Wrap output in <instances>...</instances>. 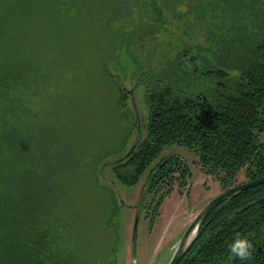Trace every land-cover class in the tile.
<instances>
[{
	"label": "trees",
	"instance_id": "1",
	"mask_svg": "<svg viewBox=\"0 0 264 264\" xmlns=\"http://www.w3.org/2000/svg\"><path fill=\"white\" fill-rule=\"evenodd\" d=\"M193 1L0 0V63L11 66L8 87L16 91L19 86L21 92L34 90L26 87L35 83L36 63L49 62L46 58L38 61L45 56L38 52H59L62 55L51 59L50 66L60 67V78H70L73 71L79 76L84 68H93L108 100V113L103 117L123 113L133 126L135 119L125 111L127 94L109 72L110 65L121 63L120 38L129 31L124 22L144 5L142 20L151 27L165 26L172 32L179 31L176 23H183L185 28H193L192 22L202 26L207 46L187 41H182V46L169 43L175 48V58L166 57L165 66L155 71L143 70L149 102L147 135L109 164L121 184L132 186L157 161L143 189V202L147 195H154L153 203L156 194L167 188L156 202V213L175 182L184 187L191 177L182 158L158 160L168 147L183 146L193 151L202 172L216 179L224 191L235 185L242 171L249 180L264 176V0H199L194 5ZM187 18H193L192 22ZM138 34L131 31L130 41ZM182 34L186 36L188 30ZM108 80L117 89L112 95ZM33 92L35 97H43L37 90ZM2 93L0 175L6 144L10 152L7 175L23 179L22 189L27 191L31 187L24 180L26 176L19 175L16 158L20 153L29 155L31 145L26 144L24 127L25 144H19L14 132L18 131L15 107L23 111L26 103L18 106L14 93ZM58 101L52 99L51 104L59 105ZM51 104L42 99L39 106L49 109ZM7 127L11 134L4 137ZM40 190L39 196L22 200L29 214L22 227L25 229L0 228V264H117L115 199L112 208L82 219L80 206L69 210L61 192L47 187ZM237 233L254 245L250 260L230 258L228 247ZM179 264H264V184L213 210Z\"/></svg>",
	"mask_w": 264,
	"mask_h": 264
},
{
	"label": "rangeland",
	"instance_id": "2",
	"mask_svg": "<svg viewBox=\"0 0 264 264\" xmlns=\"http://www.w3.org/2000/svg\"><path fill=\"white\" fill-rule=\"evenodd\" d=\"M196 1L199 0H194L193 5ZM143 6L135 9L133 15L124 22L129 31L120 38L118 55L121 63L109 66L114 80L127 94L125 111L135 119L134 126L124 118L123 113L109 112L113 117H103V114L108 113V100L102 94L104 89L100 76L93 68H84L79 76L77 71H73L70 78L61 79L60 67L50 66L51 59L62 55L59 52L47 49L43 53L38 52L46 56H41L38 61L46 58L49 62L37 61L39 69L35 83L31 87L25 86L34 90L28 92H21L19 86L16 91L7 86L11 82L7 77L11 66L0 63V90L8 95L14 93L18 106L26 103L23 111L17 107L14 110L18 117V131L14 130L17 141L25 144L22 139L24 127L28 133L26 144H30L32 150L29 155L20 153L16 158L19 175L26 176L24 180L31 187L29 192L22 189L23 179L7 175L10 152L6 144L3 147V173L0 175V228L3 230L25 229L22 227L29 214L22 200L39 196L41 187L61 192L69 210L79 205L82 219L95 217L96 212L99 213L105 207L112 208L115 199L113 224L117 227V264H167L174 246L197 213L209 200L224 192L216 179L202 172L195 153L183 146L168 147L158 159L178 156L187 162L191 170L187 185L180 187L175 182L158 213L155 212L156 202L166 193V187L156 194L153 203L154 195H147L140 205L149 170L157 161L132 186L121 184L111 171L109 164L147 135L149 102L146 98V83L141 77L143 72L164 67L166 57L175 58V48L169 47V43L182 46L181 42L187 41L207 46L204 30L200 24L192 22L193 18H187L189 23H193V28H185L183 23H176L179 31L170 32L165 26L151 27L146 24L142 20ZM184 29L188 30L186 36L182 34ZM131 31L139 33L133 41L128 37ZM18 75L20 77L19 71ZM107 83H110V95L114 94L117 91L115 84L109 80ZM35 90L43 97H35ZM27 93H32V96ZM55 98L59 100V105L55 103L57 108L51 104ZM42 99H47L51 104L49 109L47 106L43 109L39 106ZM10 130L8 127L5 129L4 137L11 134ZM261 142L264 143V134L261 135ZM247 181L249 179L245 171H242L235 185ZM137 218L139 221L135 232Z\"/></svg>",
	"mask_w": 264,
	"mask_h": 264
},
{
	"label": "water",
	"instance_id": "3",
	"mask_svg": "<svg viewBox=\"0 0 264 264\" xmlns=\"http://www.w3.org/2000/svg\"><path fill=\"white\" fill-rule=\"evenodd\" d=\"M132 94V92H130ZM264 184V176L256 178L254 180H249L247 182L234 185L231 188L225 190L218 196L209 200L202 209L197 213L194 219L191 221L184 234L178 241V243L174 246L173 251L171 252L170 258L167 264H179L181 260L184 258L186 253L192 247L199 236V232L203 227L205 221L208 219L209 215L215 210L220 204L225 201H228L232 197L249 190L253 187L260 186ZM144 197V196H143ZM143 197L140 201V205L143 204ZM139 219H136L135 222V232L137 230Z\"/></svg>",
	"mask_w": 264,
	"mask_h": 264
},
{
	"label": "clouds",
	"instance_id": "4",
	"mask_svg": "<svg viewBox=\"0 0 264 264\" xmlns=\"http://www.w3.org/2000/svg\"><path fill=\"white\" fill-rule=\"evenodd\" d=\"M253 248L254 245L247 236L237 233L229 244L228 252L230 258L247 261L252 258Z\"/></svg>",
	"mask_w": 264,
	"mask_h": 264
}]
</instances>
